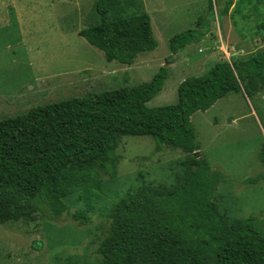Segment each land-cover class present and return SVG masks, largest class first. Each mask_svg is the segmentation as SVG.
<instances>
[{
	"label": "trees",
	"instance_id": "1",
	"mask_svg": "<svg viewBox=\"0 0 264 264\" xmlns=\"http://www.w3.org/2000/svg\"><path fill=\"white\" fill-rule=\"evenodd\" d=\"M115 1H97L101 22L80 34L109 61L131 65L156 49L158 41L147 11L111 14ZM213 11L230 14L238 32V14H257L264 41V0H209V12L200 20ZM202 31L199 25L175 34L172 52ZM169 71L163 65L149 81L88 91L1 119L0 223L41 213L49 219L66 214L87 224L102 175L118 174L121 137L151 135L158 149L173 146L187 154L183 173L171 184L143 181L104 212L109 227L97 247L101 263L264 264V228L252 217L233 218L221 210L215 195L223 176L202 155L192 122L195 112L208 110L231 92L253 94L264 87V46L246 58L217 60L206 73L187 77L176 104L148 106ZM260 160L264 164V146ZM76 193L88 206L73 212L68 198Z\"/></svg>",
	"mask_w": 264,
	"mask_h": 264
},
{
	"label": "rangeland",
	"instance_id": "2",
	"mask_svg": "<svg viewBox=\"0 0 264 264\" xmlns=\"http://www.w3.org/2000/svg\"><path fill=\"white\" fill-rule=\"evenodd\" d=\"M97 1L0 0V120L34 105L149 81L163 65L170 67L169 75L147 105L176 104L187 77L206 73L217 60L246 58L264 46L254 13L236 16L243 42L234 48L218 42L221 49L212 41L220 39L221 27L225 35L226 14L213 11L205 22L200 20L209 12V0H134L130 5L118 0L115 8L110 6L111 14L145 10L151 15L158 46L131 65L109 61L80 34L101 22ZM162 4L174 18L169 28L159 19ZM199 25L203 34L173 53L170 39ZM207 30L215 36L205 37ZM192 122L202 155L223 176L215 195L221 210L233 218L252 217L264 228V87L253 94L231 92L208 110L195 112ZM157 147L151 135L121 137L118 174L102 175L87 224L66 214L49 219L41 213L0 223V264H102L97 247L109 227L104 212L143 181L171 184L183 173L187 154L173 146ZM68 203L73 212L88 206L78 193Z\"/></svg>",
	"mask_w": 264,
	"mask_h": 264
},
{
	"label": "crops",
	"instance_id": "3",
	"mask_svg": "<svg viewBox=\"0 0 264 264\" xmlns=\"http://www.w3.org/2000/svg\"><path fill=\"white\" fill-rule=\"evenodd\" d=\"M233 1L237 2L238 0H233ZM162 5H163V7L160 11L161 16H159V19L162 20V23L164 24V26L169 28L171 26L172 22H174V18L172 16V14L170 15L169 13H167L168 9L166 8V6L164 4H162ZM225 17H226V19H225V27H226L225 35L222 33L223 32L222 27L220 30V24H219L220 39L218 37L217 42L212 41V43L214 46L219 47L221 49H222V47H225V45H227V46L233 45L232 47L234 48L236 45L241 44L243 42L244 38L239 34L240 32L238 33L236 27L233 25L231 15L228 14ZM212 28H213V26H212ZM204 36L205 37H210V36L214 37L215 34H213L212 30H208L204 34ZM218 42H220V44H222V47L219 46ZM212 49H215V47H213ZM177 61L175 63H177Z\"/></svg>",
	"mask_w": 264,
	"mask_h": 264
}]
</instances>
